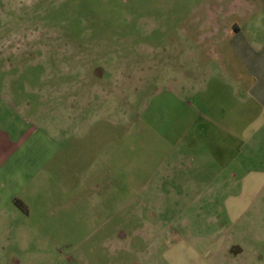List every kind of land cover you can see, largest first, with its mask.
Segmentation results:
<instances>
[{
    "label": "rangeland",
    "instance_id": "374dc122",
    "mask_svg": "<svg viewBox=\"0 0 264 264\" xmlns=\"http://www.w3.org/2000/svg\"><path fill=\"white\" fill-rule=\"evenodd\" d=\"M231 2L0 0V116L39 143L0 264H264V107L210 40Z\"/></svg>",
    "mask_w": 264,
    "mask_h": 264
},
{
    "label": "crops",
    "instance_id": "0c3cea01",
    "mask_svg": "<svg viewBox=\"0 0 264 264\" xmlns=\"http://www.w3.org/2000/svg\"><path fill=\"white\" fill-rule=\"evenodd\" d=\"M229 8L221 6L219 16H230L231 24L223 26L219 22L218 32L210 40L220 46L222 53H227L230 63L242 67L249 81V95L264 107V0H232ZM0 117L5 123L0 124V217L13 201L21 203L24 212L30 215L19 194L28 185L25 166L29 165L38 128H29V118L24 114L17 120L10 113ZM108 247L103 246L105 250Z\"/></svg>",
    "mask_w": 264,
    "mask_h": 264
}]
</instances>
